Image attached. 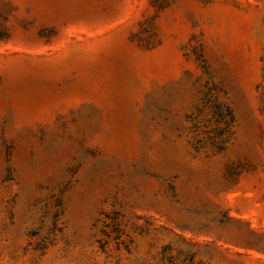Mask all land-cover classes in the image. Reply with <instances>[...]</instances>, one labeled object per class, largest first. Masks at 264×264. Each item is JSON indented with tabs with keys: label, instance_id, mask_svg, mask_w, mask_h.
I'll return each mask as SVG.
<instances>
[{
	"label": "rangeland",
	"instance_id": "rangeland-1",
	"mask_svg": "<svg viewBox=\"0 0 264 264\" xmlns=\"http://www.w3.org/2000/svg\"><path fill=\"white\" fill-rule=\"evenodd\" d=\"M0 264H264V0H0Z\"/></svg>",
	"mask_w": 264,
	"mask_h": 264
},
{
	"label": "trees",
	"instance_id": "trees-1",
	"mask_svg": "<svg viewBox=\"0 0 264 264\" xmlns=\"http://www.w3.org/2000/svg\"><path fill=\"white\" fill-rule=\"evenodd\" d=\"M231 122H232V119H231ZM224 134H225V133H220V134H219V139H222V137H223ZM218 148L221 149V146H218Z\"/></svg>",
	"mask_w": 264,
	"mask_h": 264
}]
</instances>
